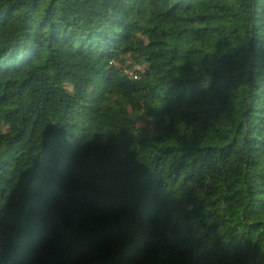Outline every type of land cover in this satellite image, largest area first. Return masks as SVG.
<instances>
[{
    "label": "trees",
    "instance_id": "trees-1",
    "mask_svg": "<svg viewBox=\"0 0 264 264\" xmlns=\"http://www.w3.org/2000/svg\"><path fill=\"white\" fill-rule=\"evenodd\" d=\"M264 264V0H0V264Z\"/></svg>",
    "mask_w": 264,
    "mask_h": 264
},
{
    "label": "rangeland",
    "instance_id": "rangeland-1",
    "mask_svg": "<svg viewBox=\"0 0 264 264\" xmlns=\"http://www.w3.org/2000/svg\"><path fill=\"white\" fill-rule=\"evenodd\" d=\"M203 264H210V262L207 261V262H204Z\"/></svg>",
    "mask_w": 264,
    "mask_h": 264
}]
</instances>
